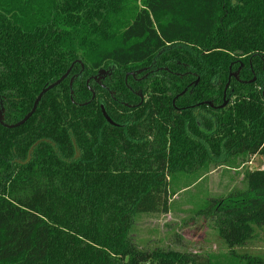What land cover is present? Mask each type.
Listing matches in <instances>:
<instances>
[{"label":"trees","instance_id":"1","mask_svg":"<svg viewBox=\"0 0 264 264\" xmlns=\"http://www.w3.org/2000/svg\"><path fill=\"white\" fill-rule=\"evenodd\" d=\"M2 107L0 264H212L132 231L174 173L264 156V0H0ZM245 178L208 206L231 249L264 226V168Z\"/></svg>","mask_w":264,"mask_h":264},{"label":"rangeland","instance_id":"2","mask_svg":"<svg viewBox=\"0 0 264 264\" xmlns=\"http://www.w3.org/2000/svg\"><path fill=\"white\" fill-rule=\"evenodd\" d=\"M230 102V101H229ZM264 168V156H253L246 163L217 166L198 172L174 173L169 181L170 211L138 213L132 237L143 249L174 250L209 256L212 264H243L248 255L264 259V226H258L246 244L231 249L208 213L209 201L247 186L248 170Z\"/></svg>","mask_w":264,"mask_h":264},{"label":"water","instance_id":"3","mask_svg":"<svg viewBox=\"0 0 264 264\" xmlns=\"http://www.w3.org/2000/svg\"><path fill=\"white\" fill-rule=\"evenodd\" d=\"M82 66L84 67V65H82ZM71 69H72V68H70V69H69V70H68V71H67L62 77H60L58 80L54 81L53 83L49 84L48 86H46V87H44V88L42 89V91H41L40 94L37 96V98H36V100H35V102H34V106H33L32 110H31V111H30V112H29V113H28V114H27L22 120H20V121L17 122L16 124H5L4 121H3V118H4V108L2 107V108L0 109V122H1L2 124H5L7 127H10V128L15 127V126H19V125L25 123V122H26V121H27V120H28V119L34 114V112L36 111V109H37V107H38V104H39L41 98L43 97V95H44L45 93H47L49 90H51V89L55 88L56 86H58V85H59L61 82H63L65 79H67L68 76H69V74H70V72H71ZM145 69H146V68L138 69L137 71H133V72H131V75L134 76V77H137V75L141 74ZM239 72H240V69H238L235 73H231V74H230L229 82H228L227 85H226V89H225V93H224V99H225V100H224V103L220 105L221 108L225 107V106L229 103V101H230V97H227V89H228V87H229V85H230V81H231L232 76L238 78ZM111 73H112V72L109 71V70H106V69H100V70L98 71L97 75L94 76V79H95L98 83H101V84H102V80H104L107 76L111 75ZM127 77H128V75H127ZM74 79H75V76L72 77L71 80H70L71 88L73 87ZM89 81H90V80H88V83H89ZM250 82H254V79H253V80H250ZM91 91H92V93H93V97H92V100H93V99H95V97H96V91H95V89H93V88H91ZM186 91H187V89H186L184 92H182V93H185ZM73 93H74V91H73V89H72L71 94L73 95ZM138 93H139V95H140V97H141V102H140V104H142L143 101H144V94H143L141 91L138 92ZM72 98H73V96H72ZM88 103H89V102H86L85 104H88ZM207 103H209L210 105H213L212 102H207Z\"/></svg>","mask_w":264,"mask_h":264},{"label":"flooded vegetation","instance_id":"4","mask_svg":"<svg viewBox=\"0 0 264 264\" xmlns=\"http://www.w3.org/2000/svg\"><path fill=\"white\" fill-rule=\"evenodd\" d=\"M144 71H145V70H144ZM235 72H236V71H235ZM235 72H234V73H235ZM139 75H140V74H139ZM137 76H138V75H137ZM135 78H136V77H135ZM235 78H236V77H235ZM255 80H256V78H254V81H255ZM227 90H228V89H227ZM139 92H140V91H139ZM138 94H139V93H138ZM139 96H140V95H139Z\"/></svg>","mask_w":264,"mask_h":264}]
</instances>
